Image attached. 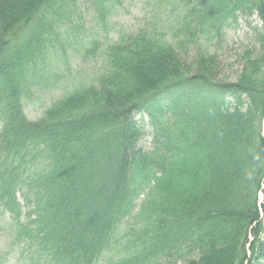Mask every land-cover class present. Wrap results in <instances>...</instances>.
<instances>
[{
    "label": "trees",
    "instance_id": "obj_1",
    "mask_svg": "<svg viewBox=\"0 0 264 264\" xmlns=\"http://www.w3.org/2000/svg\"><path fill=\"white\" fill-rule=\"evenodd\" d=\"M120 1L93 5L106 20ZM176 1L171 30L123 33L94 84L32 122L30 80L71 1L0 0V210L28 218L18 237L32 264H98L145 193L144 227L128 232L117 264H264V0ZM255 14L258 49L244 52L236 82L219 80L202 43ZM138 115L150 119V151Z\"/></svg>",
    "mask_w": 264,
    "mask_h": 264
},
{
    "label": "rangeland",
    "instance_id": "obj_2",
    "mask_svg": "<svg viewBox=\"0 0 264 264\" xmlns=\"http://www.w3.org/2000/svg\"><path fill=\"white\" fill-rule=\"evenodd\" d=\"M70 1L65 17L54 23L50 21L53 26L45 35V64L40 67L43 72L30 80L25 111L32 122L41 119L52 104L70 91L94 84L104 70L106 47L117 41L120 35L141 28L153 30L154 25L171 30L182 16L176 0H121L106 20H102L93 5L94 0ZM261 27L262 22L255 14L249 18L240 17L237 24L225 27L221 32H212L206 37L202 44L218 59L219 80H238L243 69L244 52L258 49L255 33ZM170 38L175 39L171 35ZM196 57L197 52L193 48L182 52V58L187 62H193ZM136 119L145 133L139 148L150 151L153 145L150 119L147 115H138ZM145 200L146 193L141 194L137 206ZM138 214L137 208L134 217L121 225L115 236L116 243L102 256L99 264H117L118 254L124 250L125 242L130 238L128 232L132 227L136 230L144 227V220H135ZM261 216L264 224V212ZM13 218L0 210V264H32L34 251L26 249L25 238L18 237L23 226L28 229L31 224L24 216L20 225L15 224Z\"/></svg>",
    "mask_w": 264,
    "mask_h": 264
}]
</instances>
